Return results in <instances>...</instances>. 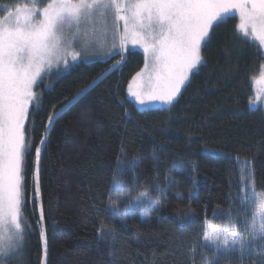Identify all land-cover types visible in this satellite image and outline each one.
I'll return each mask as SVG.
<instances>
[{
  "label": "trees",
  "instance_id": "obj_1",
  "mask_svg": "<svg viewBox=\"0 0 264 264\" xmlns=\"http://www.w3.org/2000/svg\"><path fill=\"white\" fill-rule=\"evenodd\" d=\"M14 2L0 0V15ZM237 25L238 17L232 15L217 30L203 50L204 66L190 77L170 110L145 112L128 99L129 80L144 64L137 51L115 71L106 70L119 56L78 62L59 70V76L53 71L34 89L42 95L32 123L26 125L33 145L26 159L24 219L29 228L11 264H41L44 241L37 224L47 242L46 264H188V249L200 241L205 217L226 223V214L238 206L245 160L255 173V192L264 193V96L256 83L264 71V48L249 37L241 39ZM105 71L102 82V77L97 80ZM93 81L97 86L77 98ZM61 109L65 111L49 126L48 117ZM121 145L129 159L135 156L141 162L140 184L155 180L164 189L170 178L182 199L169 191L159 216L149 208L144 215L150 220L142 219L137 211L123 228L115 223L114 237L101 239V222L107 231L113 227L105 210ZM38 146L40 198L33 203L29 181ZM193 163L195 172L188 167ZM131 177L129 173L125 179Z\"/></svg>",
  "mask_w": 264,
  "mask_h": 264
},
{
  "label": "snow or ice",
  "instance_id": "obj_2",
  "mask_svg": "<svg viewBox=\"0 0 264 264\" xmlns=\"http://www.w3.org/2000/svg\"><path fill=\"white\" fill-rule=\"evenodd\" d=\"M233 13L239 15L237 29L241 39L251 37L264 48V0H45L40 4L37 0L22 3L16 0L3 7L0 15V264H11L19 255L25 229L29 228L24 219L26 159L33 145L26 125L32 123L30 117L38 110L42 95L34 89L43 85L53 68L61 75V64L66 71L72 64L86 61L88 50L95 46L103 48L109 38L111 51L106 54L105 62L120 57L110 71L122 68L133 49H142L144 67L128 83V96L145 112L170 110L182 89L190 85V77L204 66L203 50ZM77 42L81 50H76ZM256 83L264 84V73ZM94 86L96 81L78 93L77 98ZM64 111L50 115L49 126ZM46 139L47 130L40 144L44 145ZM40 156L41 147H35L33 203L40 198ZM233 159L240 163L239 157ZM140 163L135 156L129 159L121 145L105 210L113 227L107 231V224L102 221L99 238L114 237L115 223L118 221L123 228L126 218L137 211L142 219L150 220V216L144 215L149 208L159 216L160 209L167 204L169 191L175 190L177 198L182 199L177 182L170 178L164 189L155 180L140 184L137 172ZM188 167L195 172L194 163ZM129 173L132 177L127 180ZM255 183V173L245 160L240 169L241 194L237 197L245 218L241 220V213L235 209L226 214V223L215 224L206 216L198 234L203 242L188 249V264H197V252H201L200 264H218L221 257L234 254L239 256L241 264L246 257L250 258V264H264V194L256 195ZM192 195L190 192L189 201ZM39 207L42 224V203ZM217 215L214 212L213 218ZM41 238L44 240L41 264H46L43 228ZM204 252H211L215 259L209 260Z\"/></svg>",
  "mask_w": 264,
  "mask_h": 264
},
{
  "label": "rangeland",
  "instance_id": "obj_3",
  "mask_svg": "<svg viewBox=\"0 0 264 264\" xmlns=\"http://www.w3.org/2000/svg\"><path fill=\"white\" fill-rule=\"evenodd\" d=\"M233 15H237V17H238V24L240 23V20H239V15L237 14V13H233ZM250 39H252L251 37H249ZM253 40V39H252ZM257 43H258V41H256ZM259 44V43H258ZM131 47V46H130ZM75 48H76V50H81V47H80V44H79V42H77V44H76V46H75ZM89 55H88V57H87V60L86 61H84V62H92V61H105V56H106V54L109 52V51H111V39L109 38V40H108V42L104 45V47L103 48H101V47H99V46H95V47H92V48H90L89 50ZM133 51H137V52H140L142 55H143V52H142V49H139V48H135V49H133ZM69 59V61L71 62V58L69 57L68 58ZM82 60H83V56H82V58H81ZM119 59H120V57H119ZM118 59V60H119ZM116 61L117 60H115L108 68H107V70L106 71H109V70H111L112 69V66H113V64H115L116 63ZM78 63V62H77ZM73 65V64H72ZM143 67H144V64H143ZM142 67V68H143ZM70 68V67H69ZM68 68V69H69ZM141 68V69H142ZM140 69V70H141ZM59 70H64V68H63V64H61L60 65V69ZM139 70V71H140ZM53 71H58V69H56V68H53V70H52V72ZM104 72L103 74H101V76H99L98 77V79L97 80H99L105 73H107V72ZM263 73H264V71H263ZM135 75V74H134ZM133 75V76H134ZM132 78V77H131ZM131 78H130V80H131ZM260 78H261V76H260ZM259 78V79H260ZM258 79V80H259ZM130 80H129V82H130ZM257 85H259V86H262L263 87V89H260L259 90V92L260 93H262L263 94V96H264V84H262V83H257ZM128 85H127V88H126V92H127V97H128V99L129 100H131V101H133L132 100V98H129V96H128ZM210 152H212V151H210ZM34 170H35V153H34V158H33V164H32V168H31V171H30V181H29V201L31 202L32 201V199H33V185H34ZM264 194V193H263ZM256 195L257 196H259V195H261L260 193H256ZM238 206L236 207V211H238V212H240L241 213V215H240V218H241V220H243L244 218H245V216H244V214H243V210L240 208V200L238 199ZM40 210V207L38 208V211ZM248 215H251V213H248ZM37 229H38V231H39V237H40V242L42 243L44 240H42V238H41V229H40V226H39V224H37ZM198 242H200V243H202L203 242V240H202V236H201V238H200V241H198ZM204 255H206L208 258H209V260H214L215 258H214V256H213V254L211 253V252H204L203 253ZM197 264H200V260H199V257H200V255H201V252H197ZM17 258V257H16ZM254 259V258H253ZM14 260V259H13ZM218 264H241V262H240V260H239V256L238 255H232V256H230V257H221L220 259H219V261H218ZM243 264H250V258H248V257H246L245 258V260H244V262H243Z\"/></svg>",
  "mask_w": 264,
  "mask_h": 264
}]
</instances>
